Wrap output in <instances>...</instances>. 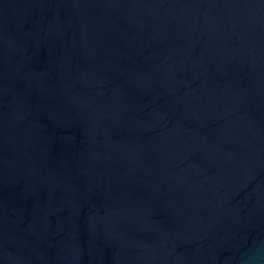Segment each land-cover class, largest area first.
Returning a JSON list of instances; mask_svg holds the SVG:
<instances>
[{"label": "water", "instance_id": "water-1", "mask_svg": "<svg viewBox=\"0 0 264 264\" xmlns=\"http://www.w3.org/2000/svg\"><path fill=\"white\" fill-rule=\"evenodd\" d=\"M0 264H264V0H0Z\"/></svg>", "mask_w": 264, "mask_h": 264}]
</instances>
